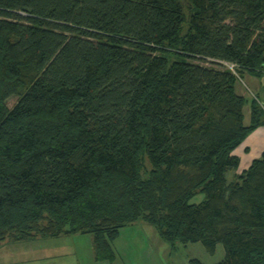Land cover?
Wrapping results in <instances>:
<instances>
[{
	"label": "trees",
	"instance_id": "obj_1",
	"mask_svg": "<svg viewBox=\"0 0 264 264\" xmlns=\"http://www.w3.org/2000/svg\"><path fill=\"white\" fill-rule=\"evenodd\" d=\"M245 72L264 0H0V246L88 234L111 261L140 221L264 264V150L240 173L233 154L264 123L257 98L243 123Z\"/></svg>",
	"mask_w": 264,
	"mask_h": 264
},
{
	"label": "rangeland",
	"instance_id": "obj_2",
	"mask_svg": "<svg viewBox=\"0 0 264 264\" xmlns=\"http://www.w3.org/2000/svg\"><path fill=\"white\" fill-rule=\"evenodd\" d=\"M13 103L14 99H9L8 107ZM237 173H240L239 169ZM226 179L231 180L230 173ZM201 198V194H197L191 202H198ZM111 244L115 258L95 261L88 234L8 242L0 246V264H192L194 259L203 264H214L223 257L221 244L216 245L212 254L206 252L199 242L171 247L159 238L154 227L140 221L120 228Z\"/></svg>",
	"mask_w": 264,
	"mask_h": 264
},
{
	"label": "crops",
	"instance_id": "obj_3",
	"mask_svg": "<svg viewBox=\"0 0 264 264\" xmlns=\"http://www.w3.org/2000/svg\"><path fill=\"white\" fill-rule=\"evenodd\" d=\"M235 92L243 96L247 103L243 106V120L247 115L249 118V101L252 98L264 106V75L255 76L250 73H243L242 78L235 83ZM264 150V123L251 130L243 140L234 148L233 154L238 158V166L235 173L245 170L253 159L258 158ZM232 175V172H229ZM76 236V235H75ZM70 236V237H75ZM80 236V235H79Z\"/></svg>",
	"mask_w": 264,
	"mask_h": 264
},
{
	"label": "built area",
	"instance_id": "obj_4",
	"mask_svg": "<svg viewBox=\"0 0 264 264\" xmlns=\"http://www.w3.org/2000/svg\"><path fill=\"white\" fill-rule=\"evenodd\" d=\"M220 64L224 68H226L227 70H229L231 73H233L236 77H238V75L236 73V67H235V65L233 63H228V62L221 61Z\"/></svg>",
	"mask_w": 264,
	"mask_h": 264
}]
</instances>
